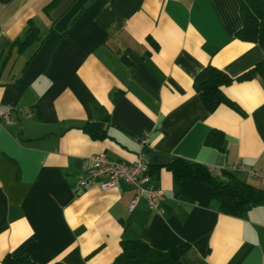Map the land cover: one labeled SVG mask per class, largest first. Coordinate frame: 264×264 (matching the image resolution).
Listing matches in <instances>:
<instances>
[{
    "label": "crops",
    "instance_id": "obj_1",
    "mask_svg": "<svg viewBox=\"0 0 264 264\" xmlns=\"http://www.w3.org/2000/svg\"><path fill=\"white\" fill-rule=\"evenodd\" d=\"M0 0V264H111L120 241L190 244L182 264H264V201L242 217L221 213L208 185L157 166L160 212L120 181L80 189L90 156L132 162L150 150L216 167L254 185L264 167V86L236 81L210 111L193 88L207 64L235 78L263 59L240 40L239 0ZM39 39L12 47L28 21ZM28 50V53H24ZM100 122L106 135L82 130ZM223 134L224 149L204 144ZM147 138L144 147L141 140ZM235 161L244 169H231Z\"/></svg>",
    "mask_w": 264,
    "mask_h": 264
},
{
    "label": "trees",
    "instance_id": "obj_2",
    "mask_svg": "<svg viewBox=\"0 0 264 264\" xmlns=\"http://www.w3.org/2000/svg\"><path fill=\"white\" fill-rule=\"evenodd\" d=\"M51 1L46 7L53 4ZM242 25L236 32L240 40L257 43L264 54V0H239ZM39 39V30L28 21L22 38L12 43L17 51H22L35 40ZM258 78L264 86V57L251 68L232 78L223 70L211 64L204 66L193 79V88L208 110H214L223 103L243 114L238 104L228 98L221 87L236 81ZM82 130L93 139H101L106 135L100 122H87ZM223 134L221 131L211 129L204 138V144L224 149ZM165 168L171 172L173 180L192 179L208 185L212 192V199L217 203L221 213L242 217L253 205L264 201V185H254L245 182L235 175L223 171L224 177H218L201 163L190 161L179 156H171ZM157 166H149V174L154 179ZM188 242L171 245L166 249H157L139 239H124L120 241V251L111 264H182L181 256L189 249ZM1 264H36L28 256H12L6 254ZM52 264H64L54 262Z\"/></svg>",
    "mask_w": 264,
    "mask_h": 264
},
{
    "label": "built area",
    "instance_id": "obj_3",
    "mask_svg": "<svg viewBox=\"0 0 264 264\" xmlns=\"http://www.w3.org/2000/svg\"><path fill=\"white\" fill-rule=\"evenodd\" d=\"M12 110L13 106L0 107V124L11 122ZM146 143L145 137L141 140V146L144 147ZM229 167L244 169L239 161H235ZM208 170L215 176L224 177L223 169L211 167ZM250 175L264 185V167L251 171ZM120 181L127 183L136 191L128 204L129 210L133 209L140 197H143L150 209L160 212L159 204L164 198V191L149 174L147 158L142 150L137 153L132 162L112 160L104 153L93 154L90 156V164L85 168L84 174L78 177L76 186L80 189L96 186L101 191H106L115 188Z\"/></svg>",
    "mask_w": 264,
    "mask_h": 264
},
{
    "label": "water",
    "instance_id": "obj_4",
    "mask_svg": "<svg viewBox=\"0 0 264 264\" xmlns=\"http://www.w3.org/2000/svg\"><path fill=\"white\" fill-rule=\"evenodd\" d=\"M170 161V156L165 153L150 150L147 154V163L149 166H166Z\"/></svg>",
    "mask_w": 264,
    "mask_h": 264
},
{
    "label": "rangeland",
    "instance_id": "obj_5",
    "mask_svg": "<svg viewBox=\"0 0 264 264\" xmlns=\"http://www.w3.org/2000/svg\"><path fill=\"white\" fill-rule=\"evenodd\" d=\"M28 50H30V49H27V51L24 53V55H26L28 53Z\"/></svg>",
    "mask_w": 264,
    "mask_h": 264
}]
</instances>
